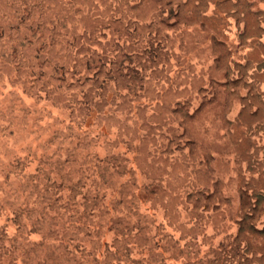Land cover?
Segmentation results:
<instances>
[{
	"label": "rangeland",
	"instance_id": "1",
	"mask_svg": "<svg viewBox=\"0 0 264 264\" xmlns=\"http://www.w3.org/2000/svg\"><path fill=\"white\" fill-rule=\"evenodd\" d=\"M260 36L264 0H0V264H264Z\"/></svg>",
	"mask_w": 264,
	"mask_h": 264
},
{
	"label": "crops",
	"instance_id": "2",
	"mask_svg": "<svg viewBox=\"0 0 264 264\" xmlns=\"http://www.w3.org/2000/svg\"><path fill=\"white\" fill-rule=\"evenodd\" d=\"M248 43H251V39L248 40ZM257 45H260L264 48V37L260 36L257 38ZM252 52L255 51L252 47L249 48ZM260 50V49H259ZM261 59H264V54H261ZM264 61V60H263ZM250 68L252 69V73H250L249 78H260L259 86L264 92V65H257L255 62H251Z\"/></svg>",
	"mask_w": 264,
	"mask_h": 264
}]
</instances>
